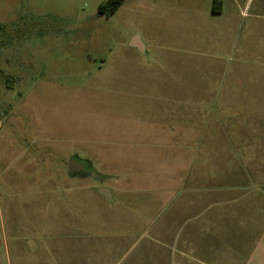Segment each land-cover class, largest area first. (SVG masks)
Returning a JSON list of instances; mask_svg holds the SVG:
<instances>
[{
  "label": "rangeland",
  "instance_id": "obj_1",
  "mask_svg": "<svg viewBox=\"0 0 264 264\" xmlns=\"http://www.w3.org/2000/svg\"><path fill=\"white\" fill-rule=\"evenodd\" d=\"M103 1L0 0V245L12 227L23 236L30 225L43 239L26 241L36 258L49 256L48 245L55 259L87 264L88 249L76 241L109 243L104 256L119 264L154 254L144 246L158 218L155 181L136 182L123 205L105 199L80 221L65 211L49 217L56 209L51 189L63 196L70 186L82 194L92 183L107 186L91 174L70 177L64 154L80 149L100 172L108 170V156L123 155L126 131L162 128L158 117L169 111L215 112L231 90L234 66L264 67V56L251 54L264 51V0H239L240 9L224 0L237 14L248 3L242 14L249 17L229 29L188 16L190 2L207 11L211 0H125L109 16L99 12ZM135 35L148 52L131 45ZM161 153L156 166L170 173L181 153Z\"/></svg>",
  "mask_w": 264,
  "mask_h": 264
},
{
  "label": "crops",
  "instance_id": "obj_2",
  "mask_svg": "<svg viewBox=\"0 0 264 264\" xmlns=\"http://www.w3.org/2000/svg\"><path fill=\"white\" fill-rule=\"evenodd\" d=\"M234 5L239 9L243 7L239 0H234ZM189 6V17L209 19L212 23L225 24L226 28L242 23L244 16L249 17L248 12L242 14L248 6L247 1L239 14L228 12V3L224 0H211L207 11L199 10V5L192 2ZM221 34L225 38L226 33ZM251 54L264 56V51L255 49ZM234 70L231 90L215 112L209 107L198 113L193 107L183 113L169 111L158 117L162 128L126 131L127 140L121 149L123 155L108 156L105 165L108 170L100 172L95 160L80 149L64 154L69 159L76 156L86 160L105 175V178L94 177L110 187L112 199L102 195L101 186L94 183L89 186L88 194L70 186L68 193L61 196L56 187L49 191L50 199L56 204L49 217L65 211L77 220L83 211L93 212L100 202L106 203L105 199L113 201L110 206L123 205L121 197L137 190L132 185L155 181L157 202L160 200L156 203L155 216L158 218L150 224L153 225L148 234L151 238L144 246L149 250L153 248L154 254L148 258H133L126 264H264V67L250 70L234 66ZM163 151L181 153L174 163L171 161L170 173L156 166V161L163 163ZM145 171L152 174L146 175ZM85 175L88 173H70L75 180ZM52 180L45 179L48 183ZM62 182L68 181L56 180L57 184ZM36 189L43 191L38 186ZM84 205L89 209H84ZM90 218L88 228L92 230L96 226L93 215ZM29 226L24 229L23 236L11 228V239L0 245V263H68L69 260L62 256L53 258L48 245L42 246L48 257H34L26 241L43 239L35 237ZM47 231L51 232L50 225ZM76 242L75 248L88 249L85 255L88 259L84 260L87 264H119L120 260L104 256L109 243ZM72 261L83 263H76V258Z\"/></svg>",
  "mask_w": 264,
  "mask_h": 264
},
{
  "label": "water",
  "instance_id": "obj_3",
  "mask_svg": "<svg viewBox=\"0 0 264 264\" xmlns=\"http://www.w3.org/2000/svg\"><path fill=\"white\" fill-rule=\"evenodd\" d=\"M131 45L137 47L141 51H145L144 43L142 42L139 35H135L133 39L131 40ZM86 160L78 158L76 156H72L69 160V166L68 170L71 174L76 173V171L86 170ZM89 172V171H88ZM93 176H96V174L91 173ZM99 192L104 195L105 197L112 199V193L109 187L102 186L99 188Z\"/></svg>",
  "mask_w": 264,
  "mask_h": 264
},
{
  "label": "trees",
  "instance_id": "obj_4",
  "mask_svg": "<svg viewBox=\"0 0 264 264\" xmlns=\"http://www.w3.org/2000/svg\"><path fill=\"white\" fill-rule=\"evenodd\" d=\"M125 0H105L99 6V12L106 15H112L123 3ZM88 174L94 173L96 177L105 178V175H102L96 169L90 166V171L85 172Z\"/></svg>",
  "mask_w": 264,
  "mask_h": 264
},
{
  "label": "flooded vegetation",
  "instance_id": "obj_5",
  "mask_svg": "<svg viewBox=\"0 0 264 264\" xmlns=\"http://www.w3.org/2000/svg\"><path fill=\"white\" fill-rule=\"evenodd\" d=\"M86 165H87V168H86V170H81V171H76V173H85V172H88V171H90V165H89V163H87V161H86Z\"/></svg>",
  "mask_w": 264,
  "mask_h": 264
}]
</instances>
